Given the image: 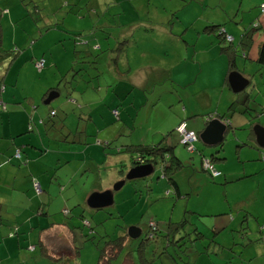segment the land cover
<instances>
[{"label": "rangeland", "instance_id": "1", "mask_svg": "<svg viewBox=\"0 0 264 264\" xmlns=\"http://www.w3.org/2000/svg\"><path fill=\"white\" fill-rule=\"evenodd\" d=\"M32 1L38 11L30 12L32 4L24 6L19 0L0 6L5 13L0 17V47L9 52L4 61L9 65L7 76L17 75L26 96L38 101L35 110L43 117L53 110L56 114L50 121L55 123L65 112V126L73 130L79 125V131L66 135L64 142L55 126L41 130L44 145L59 150L47 159L51 185L40 200L32 201L30 226L34 229L29 232L26 222L23 229L11 225L7 230L13 241L0 244V264H95L97 246L124 234L127 237L112 264H140L138 242H142L144 264H261L264 243L257 229L264 222V146L256 142L253 126H264V111L259 108L264 104V64L256 62L257 45L264 42V21L261 28L252 30L245 56L240 48L235 54L236 70L249 79L242 96L248 93L250 103H246L248 110L239 111L246 108L241 104L229 116L220 148L197 139L189 152L176 132L169 133L177 156L185 163L180 198L172 193L158 165L144 177L125 179L128 152L120 140H108L109 146L99 143L97 129L120 123L123 138L132 125L142 135L174 112L170 103L177 102L178 94L187 114L199 113L188 117L189 123L195 118L205 121L215 114L217 104L219 113L226 112L230 94L226 86L220 96L226 55L210 58L217 40L214 33H202V26L206 18H229V28H254L257 16H263L264 0ZM225 32L232 36L229 29ZM237 40L232 44L235 48ZM38 57L46 62L41 73L32 67ZM146 78L148 85L141 83ZM44 82L59 93L47 104L43 100L49 92L41 99L40 83ZM204 93L209 104L200 102ZM251 102L256 103V112ZM203 127L202 123L187 126L194 133ZM61 151L70 152L71 159ZM200 155L222 174L212 178L202 170ZM226 172L238 179L226 182ZM120 180L123 184L111 190ZM104 189L112 191V203L89 207L87 196ZM149 221L155 223V230ZM130 227L140 230L137 237L128 236ZM46 231L56 241L47 239L44 246L37 236ZM244 232L246 237L241 235Z\"/></svg>", "mask_w": 264, "mask_h": 264}, {"label": "crops", "instance_id": "2", "mask_svg": "<svg viewBox=\"0 0 264 264\" xmlns=\"http://www.w3.org/2000/svg\"><path fill=\"white\" fill-rule=\"evenodd\" d=\"M6 1L7 0H0V6L7 7L8 2ZM260 12L263 13V14L261 13L263 16L262 18H260L261 15L257 16V18L255 19V22H257L258 24L254 28L251 26L249 27L247 25L243 26L239 30L233 27L229 28L226 25V22L229 20V18L228 19L218 18L216 21L206 18L207 22L203 26L206 27L210 25L212 26L218 25L221 28L223 27L225 31L229 29L230 32L232 33L231 46L233 42L235 41V38H238L237 43H236L237 47L236 48L234 47L235 54L237 50L240 48L241 56H244L245 53L243 52V50L248 48L251 41L248 46L246 45V43L245 44L241 43L240 42L241 34L247 29H250V28L256 29V28L262 27V24L264 21V10L260 9ZM236 13H237V9H235V14ZM4 16H5V13H1L0 11V17L3 18ZM230 19H232L230 21H235L237 18H230ZM203 26H202V33L204 34L214 33V38L217 40V43H216L217 48L220 45H226L225 42H222L220 44L218 43V38L216 37V34H217L216 29H213L211 31L210 30L206 31ZM260 44L261 43H258L257 48L259 47ZM217 48H211L210 58H213V56H215L217 53L224 54L219 51V48L217 50ZM8 55H9V52L7 50H3L0 47V85H2V89L0 90V99L2 100L3 104H5L4 109L3 110L0 109V244H3L4 246H6L8 242L13 241V237H9L6 235V232L7 230L11 228V225H14L16 230H18V229H23L24 224L28 222L29 232H31L34 229L32 226H30L31 220H33L32 214H34L31 210V206L33 204L32 201L33 200L36 201L37 199L40 200L44 190L48 189L51 185V181L48 180L49 179L48 173L51 171L50 163L47 161L48 155L50 154L58 155L59 154V150L54 151L50 149L49 144L45 146L41 138L42 129H44L45 131H48L54 128V126L57 128V123H53L52 121L49 120V113H48V116L43 117L40 111L35 110L38 107V101H36L34 96H30V95L26 96L25 91L18 84L17 75L13 76L12 78H8L7 72L9 69V65H7L4 62L7 59ZM30 58H33V57H30ZM45 63L46 62L44 60V66H45ZM226 68H227V60H226ZM226 68H224V74L222 78L223 86L220 87V96L222 95L224 91L223 87L226 86V88L230 91V94H228L226 98L227 102L230 104L233 101L239 100L242 94H244L242 93L241 95L235 96L236 93L244 91V88L249 84V79L245 77L243 74H241L240 72H238L236 70V67L233 70H231V71L237 72L241 77L247 80V83L243 87V89H241L238 92H233L227 81L228 73L226 74ZM41 72H42V69L40 73ZM141 83L148 85L149 79L146 78ZM40 88H44L43 93L41 95L42 96L41 99H43L45 95L47 94V92L51 90L56 91L57 96L59 94L57 91V88L55 89L54 87L47 85L46 82L42 84L40 83ZM245 95L247 99L244 100L245 97L243 98L242 96L241 97L242 100L241 99L240 100L245 101L244 102L245 104L246 103L249 104L250 102H249L248 93H245ZM176 96H177V102L174 101L170 103V105H174L175 107L174 112H171L169 115H166L164 118H162L160 121L161 122L160 126L158 125L153 130L151 128H147L146 131H142V135H145V137H142V135L137 132L138 128H136L135 125H132V128L130 130L128 129L130 134L127 137L124 136L123 138V136H121L122 135L121 125L122 124L113 123V124H116V126L113 127V126H108V124H105L103 125V127L97 129V134L99 133V135L101 136V138L98 139V142L106 143L110 139L114 141L120 140V146L122 147L124 146V150L128 152L127 146H130V145H138V144L154 145L160 141H163L165 145L171 146V154L175 156L180 162H182L181 157L179 158L178 157L179 155L177 156L178 151L175 148V146L172 145L170 141V137H169L170 132H176L175 127L178 124V122L183 120L187 128L189 124L193 127H197L199 124L202 123V125L205 126L208 120L212 118H219L228 127V124H230L229 116L233 113V111L236 110L238 106L241 105L240 103H237V106L234 107L233 111H230L227 106L226 112L224 111L222 113H219L218 104H217L215 107V114L212 113L213 115L208 116L205 121L201 122L200 118H195L189 123L187 121V118L199 115V113L197 111L191 110L187 114L185 111L184 105L181 107V94H178ZM55 97L56 96H54L53 98ZM202 100L206 102L205 104H209L210 99L205 93L202 95V98H200V102H202ZM178 103L180 104V108L177 107ZM251 103H254V108H255L256 103L255 102H251ZM153 106H154V102L150 104L149 106L150 110L153 109ZM259 108H260V111L263 112L264 104H260ZM257 109L258 108L256 107L253 110L256 112ZM50 111H53V110H49V112ZM239 111L243 112L244 110L240 109ZM55 114L56 113L54 111V113L51 116H55ZM119 115L120 113H117L116 115V118H117L116 120L118 121H119ZM221 116H225V117H221ZM66 117L67 115L65 112H63L62 115L58 117V119L61 118L59 120H61L60 123L63 125L62 129H64L65 133H68V135L70 134L74 135L76 132L79 131V125H76V127L73 130L66 127L65 122H64ZM132 122L134 123L135 121L132 120ZM28 126H30L31 128L29 129ZM140 129L142 130V128ZM187 129L192 131L191 128H187ZM67 136H65V138H62V141L66 142ZM120 138H123V140H121ZM223 138H224V135H223ZM136 140H139V141H136ZM222 140L214 145H209V146L218 147V144L222 143ZM74 142H78V141L77 140L72 141V143ZM203 144L208 145L206 143H203ZM220 146L218 147V149L220 148ZM121 150H122L121 147L120 148L117 147L116 152L120 153ZM15 151H18V156H15ZM61 154L64 157L71 159L70 152L61 151ZM126 155L128 156V158L131 157L130 152H128ZM127 156H124L126 160H127ZM212 156L213 155H211V159H212ZM202 158H206V157H204L203 155H200V168L204 170L201 165ZM121 159L122 157H119L118 162H120ZM207 159L209 158L207 157ZM262 159L264 160V156ZM182 165H183L182 168L180 167L179 169H177L171 176V178L173 179L175 183V187L168 183L171 186L170 188L172 189V193L176 196V198L181 197V170L183 169L185 163L182 162ZM126 166H127V170L131 168L129 164ZM120 167H122V165ZM216 169L220 172L218 175L220 176L222 174L221 169L219 168H216ZM161 176H162V173H161ZM232 178L233 177L229 172H226L223 175V180H225L226 182L231 180ZM233 179L237 180L238 178L234 177ZM33 181L38 182L40 189H41V192L39 194H36L37 196H34L35 192L33 191L32 186H31ZM93 192H100V191H93ZM166 192H169V191H166ZM168 194L169 193H167V196ZM26 202L28 203V205ZM37 208H39V211L43 210V203H41V205ZM39 211H37V213ZM27 217H29L28 220H27ZM34 220L38 224V219L36 218ZM151 223L155 224L153 221H151ZM246 227L248 228V223L246 224ZM257 232L259 233V238L262 239V242L264 243V237H262V233L264 232V222L261 223L260 226H258ZM197 234L199 237L201 236L200 233H197ZM241 235L245 236L246 233L244 232ZM47 239H50V240L53 239V243L56 241V237L52 236L51 231L49 233H47V231L45 233L39 232V235L37 236L38 243H42L45 246V242ZM259 256L262 257L261 264H264V246Z\"/></svg>", "mask_w": 264, "mask_h": 264}, {"label": "trees", "instance_id": "3", "mask_svg": "<svg viewBox=\"0 0 264 264\" xmlns=\"http://www.w3.org/2000/svg\"><path fill=\"white\" fill-rule=\"evenodd\" d=\"M19 1H21L24 6H26L28 4H32L30 12L31 11L32 12L38 11L35 1H32V0H19ZM204 29L206 31H209V30L211 31L213 29H216V33H217L216 37L218 38V43L220 44L222 42H227L226 45H220L219 46V51L221 53L226 54V57H227L226 74L231 72V70H233L235 68V64H234L235 49H234V47L231 46L232 37L230 35H227L226 32L224 31V29L221 28L218 25H216V26H212V25L206 26V27H204ZM252 30H254V29H252V28L247 29L246 31H244L241 34V37H240V40H241L240 42L241 43H243V44L246 43L247 46L249 45V43L251 41V32H252ZM226 36H230L231 39L228 40L226 38ZM0 41H1V37H0ZM39 58L43 59V66H44V58L43 57H39ZM39 58H37V59H39ZM34 61H33V68L35 69ZM256 62L264 64V42L262 44H260L259 47H258ZM41 69L39 71H37L35 69V71L36 72H40ZM54 88L56 89V87H54ZM1 89H2V85H0V90ZM242 93H244V92H238L236 94L237 95H241ZM243 98H244V100H246L247 99L246 95L243 96ZM241 100H236V101L231 102L228 105V109L230 111H233L234 107L237 106V103H240V104H244L245 107H246L245 109H242V110H248L246 104L244 103L245 101H241ZM4 107H5V104H3L2 100L0 99V109L3 110ZM53 113H54V111H50L49 112V120H50V117H52L51 115ZM221 117H225V116H221ZM59 119H61V118H59ZM59 119L57 118L55 123H57L58 131L62 134L63 138H65V136L68 135V133L63 132V129H62L63 125L60 123L61 120H59ZM28 128L30 129L31 127L28 126ZM226 129H227V125H226ZM196 134L198 135V133H196ZM110 142L105 143V146H108L110 144ZM220 145H221V143L218 144V147ZM127 150L131 154L130 162H129V166L130 167H133L134 165H137V164H143V163H151L153 165V168L155 167V165H158L161 168L162 176L166 177L168 183L175 187V183H174L173 179L171 178V176L173 175V173L177 169H179L180 167L182 168L183 165H182V162H180L175 156H173L171 154V146L170 145H165L163 143V141H160V142H158L157 144H154V145H148V144H145V145H140V144H138V145H130V146H127ZM34 182H36V181H34ZM31 186H32V184H31ZM32 189H33V187H32ZM40 192H41V189H40ZM39 193H36V194H39ZM170 224L171 223H169V222L167 223V227H168V231L169 232L171 231V225ZM149 227H150V225H149ZM150 228H151V230H155V226L153 228L152 227H150ZM148 233H149V231L147 230L146 234H148ZM150 235L152 237V233L148 234L149 238H151ZM126 237H127V235L124 234L123 236H120L118 238H114V239H111V240H106L104 242V244L102 246H100V247L97 246L98 254H97V259H96V263L95 264H112L113 260L117 256L118 251L120 250V248H121V246L123 244V241H124L123 239L126 238ZM146 237H147V235H146ZM140 245H142V242H138V244H137V247H136V260L140 264H144L145 259L143 258L142 248H140Z\"/></svg>", "mask_w": 264, "mask_h": 264}, {"label": "water", "instance_id": "4", "mask_svg": "<svg viewBox=\"0 0 264 264\" xmlns=\"http://www.w3.org/2000/svg\"><path fill=\"white\" fill-rule=\"evenodd\" d=\"M228 84L233 92H238L246 85L247 80L241 77L237 72L231 71L227 75ZM57 96L56 91H49V94L43 100L46 104L51 98ZM256 142L260 146H264V127L258 124L253 126ZM226 131V124L219 118H212L208 120L202 130L198 133V139L208 145H214L222 140ZM153 169L151 163L137 164L129 168L125 174V179H133L144 177L148 175ZM123 184V180L117 181L111 190L118 189ZM110 189L102 190L100 192H91L87 198L86 203L91 208H101L112 203V191ZM140 230L135 227H130L127 234L130 238H135L139 235Z\"/></svg>", "mask_w": 264, "mask_h": 264}, {"label": "built area", "instance_id": "5", "mask_svg": "<svg viewBox=\"0 0 264 264\" xmlns=\"http://www.w3.org/2000/svg\"><path fill=\"white\" fill-rule=\"evenodd\" d=\"M260 9L264 10V4L260 5ZM226 38L229 40L231 39L230 36H226ZM34 67L37 71H39L43 67V59L39 58L34 61ZM175 131L179 136V143L186 147V149L191 152L194 150L193 142L196 141L197 135L191 130H188L186 128V124L183 120L178 122V124L175 127ZM15 156H18V152H15ZM201 165L202 168L209 173L211 177H216L219 175V171L213 167V165L210 163V161L207 158L201 159ZM33 190L36 193L40 192V188L37 182H32ZM151 227H153V224H149Z\"/></svg>", "mask_w": 264, "mask_h": 264}, {"label": "bare ground", "instance_id": "6", "mask_svg": "<svg viewBox=\"0 0 264 264\" xmlns=\"http://www.w3.org/2000/svg\"><path fill=\"white\" fill-rule=\"evenodd\" d=\"M196 135H197V134H196ZM197 139H198V135H197ZM197 139H196V140H197ZM209 161H210V160H209ZM38 185H39V184H38ZM39 188H40V187H39ZM150 223H151V221H150ZM150 223H149V224H150ZM152 224H153V223H152ZM154 226H155V224H153V227H154ZM150 227H151V226H150ZM153 227H152V228H153Z\"/></svg>", "mask_w": 264, "mask_h": 264}]
</instances>
